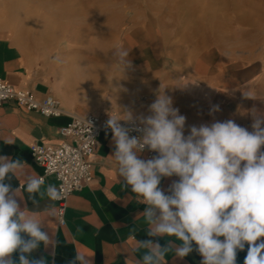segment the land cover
<instances>
[{
  "label": "crops",
  "instance_id": "0c3cea01",
  "mask_svg": "<svg viewBox=\"0 0 264 264\" xmlns=\"http://www.w3.org/2000/svg\"><path fill=\"white\" fill-rule=\"evenodd\" d=\"M21 1L22 6L18 8L20 10L17 14L32 15L35 18L36 13L29 5L31 0ZM32 1L35 3V0ZM87 1L86 10L81 8L86 3L83 0H77L81 7L74 5V0L56 8L47 7L49 17L47 21H43L42 29L70 30L73 25L76 29L85 23L80 22V16L98 15L100 17L96 19L99 25L113 24L116 25L114 29L117 31V25L124 18L121 17V12L102 11L98 7H93V0ZM56 16L70 17L67 18V22L60 23L58 21L62 18ZM116 34L113 33L111 38L82 43L71 38L67 46L84 44L96 46L95 41L97 44H109L117 38ZM187 42L185 40L180 49L167 50L155 69L148 55L135 58L133 70L128 76L129 109H133L138 118L148 116L151 114L149 106L160 94H165L172 98L173 107L179 109V114L186 117L185 135L189 134V129L193 125L200 126L229 119L251 132L253 123L251 110L256 109L258 115H264V78H261V75H264V61L259 57L251 58L242 50L234 51L231 41L220 44L213 41L210 44ZM69 53L74 56L80 55ZM103 54L99 52L93 56L85 54L84 57L98 60ZM79 68L82 67L65 65L64 79ZM53 69L54 67L37 51L25 47L14 38L0 35V78L15 88L33 92L40 100L46 95L57 98L69 114L81 116L92 114L88 109L81 110L59 95L53 81ZM91 78L93 79L94 75ZM64 83L67 84L66 81ZM244 95L253 99L245 98ZM137 98L140 99L139 103H136ZM213 106H219V111L212 112ZM97 115L127 118L125 115L111 112ZM70 121L69 115L47 118L37 112L27 111L14 102H8L0 106V137H11L14 143L5 144L0 140V155L25 162L29 173L42 176L44 170L34 161L31 146L61 144L63 138L59 130ZM114 150L113 134H101L95 155L91 159L94 165L93 181L70 197L65 213L66 225L63 227L59 226L57 212L55 218H45L42 215L45 209L52 207L56 209L54 200L37 195L38 203L34 205L27 192L24 193L23 200L17 197L21 209L27 207L28 214L37 220H43L42 231L47 232L56 241L55 248L41 244L31 254L33 258L44 257L48 264H69L76 252L80 251L88 255L94 254L91 258L93 264H135L139 254L133 255L131 252L134 238L140 240L151 238L158 240L162 246L168 239H173L147 236L144 217L138 216L144 211L147 201L133 193L131 186L126 185L119 177L118 164L111 158ZM261 151L264 149L261 148ZM145 157V154H139L140 159L145 160ZM175 180H178L175 176L162 178L159 187L166 193L169 185ZM5 182L11 183L13 188L24 187L23 179L18 181L13 178ZM48 185L58 188L57 178L48 176L42 190ZM22 236L28 238L26 234ZM195 249L196 246L193 244V251L183 259L168 254L165 258L166 264H201L203 258ZM247 250L248 246L245 245L243 251L237 252L236 264H244ZM13 257H18V253H13Z\"/></svg>",
  "mask_w": 264,
  "mask_h": 264
},
{
  "label": "clouds",
  "instance_id": "9594fccd",
  "mask_svg": "<svg viewBox=\"0 0 264 264\" xmlns=\"http://www.w3.org/2000/svg\"><path fill=\"white\" fill-rule=\"evenodd\" d=\"M113 55L123 70L132 67L129 51L116 49ZM149 111L138 118L139 125L127 113L123 120L131 128L122 126V119L111 117L106 123L113 133L111 158L118 164L119 177L147 201L138 215L144 217L147 236L173 238L163 246L151 238H134L131 252L139 254L135 264H166L170 253L183 259L193 244L203 258L201 264H236L237 252L245 245L244 264H264V115L251 110V132L229 119L193 125L185 135L186 117L173 107L171 97L160 94ZM214 111L219 106H213ZM132 131L140 135L130 136ZM0 140L14 143L11 137ZM145 148L158 155L140 159ZM173 176L179 179L165 194L161 180ZM13 178L24 180L23 189L5 182ZM43 184L42 177L27 171L25 162L0 155V264H48L31 254L41 244L55 248L56 241L42 231L43 220L28 214L27 207L22 210L17 200H23L25 192L34 205L37 195L61 198L56 186L42 190ZM56 212L52 207L42 215L55 218ZM93 256L77 251L69 264H93Z\"/></svg>",
  "mask_w": 264,
  "mask_h": 264
},
{
  "label": "rangeland",
  "instance_id": "374dc122",
  "mask_svg": "<svg viewBox=\"0 0 264 264\" xmlns=\"http://www.w3.org/2000/svg\"><path fill=\"white\" fill-rule=\"evenodd\" d=\"M69 1L35 0L32 3L31 0L29 5L36 13L33 18L32 15L17 14L21 0H0V35L14 38L44 56L54 67L53 81L59 95L95 115L111 112L127 116L131 113L133 118H138L128 104V76L135 58L148 55L155 69L167 50L182 48L185 40L194 44L231 41L234 51L242 50L249 57L264 61V0H93V7L102 11L121 12L124 18L117 25V31L116 25H99L98 15L80 16V22L85 23L76 29L74 25L70 30L42 29L43 21L49 17L47 7L56 8ZM83 1L86 3L82 7L77 0L73 4L86 10L88 1ZM56 17L62 18L58 22L63 23L70 16ZM113 33H117V38L109 44L95 41L96 46H67L71 38L82 43L111 38ZM116 49L129 51L131 68L123 70L113 55ZM98 52L104 53L98 60L84 57ZM65 65L82 68L73 71L65 80ZM139 102L137 98L136 103Z\"/></svg>",
  "mask_w": 264,
  "mask_h": 264
},
{
  "label": "built area",
  "instance_id": "2783aa9c",
  "mask_svg": "<svg viewBox=\"0 0 264 264\" xmlns=\"http://www.w3.org/2000/svg\"><path fill=\"white\" fill-rule=\"evenodd\" d=\"M8 102H14L27 111L37 112L47 118H59L65 115L71 117L70 123L59 130L63 138L61 144H33L31 146L34 161L44 170L43 175L40 176L43 181L45 182L48 176H55L58 180L57 189L61 193V198L54 201L59 226L63 227L66 225L65 213L70 197L93 181L94 165L91 159L95 155L100 135L113 134L112 130L106 127L110 118L94 114L86 116L69 114L57 98L46 95L40 100L33 92L15 88L0 78V106ZM134 119L139 125V119ZM119 123L124 127H132L131 123L123 119ZM129 134L130 136L140 135L136 131ZM141 153L145 154V160L158 155L147 148Z\"/></svg>",
  "mask_w": 264,
  "mask_h": 264
},
{
  "label": "bare ground",
  "instance_id": "6f19581e",
  "mask_svg": "<svg viewBox=\"0 0 264 264\" xmlns=\"http://www.w3.org/2000/svg\"><path fill=\"white\" fill-rule=\"evenodd\" d=\"M75 21V20H74Z\"/></svg>",
  "mask_w": 264,
  "mask_h": 264
}]
</instances>
